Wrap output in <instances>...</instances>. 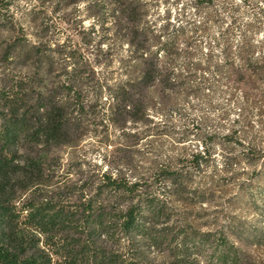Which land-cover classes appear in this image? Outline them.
Returning <instances> with one entry per match:
<instances>
[{
  "label": "trees",
  "instance_id": "16d2710c",
  "mask_svg": "<svg viewBox=\"0 0 264 264\" xmlns=\"http://www.w3.org/2000/svg\"><path fill=\"white\" fill-rule=\"evenodd\" d=\"M35 1L2 53L0 264H264V4ZM82 5L90 54L53 20Z\"/></svg>",
  "mask_w": 264,
  "mask_h": 264
},
{
  "label": "rangeland",
  "instance_id": "374dc122",
  "mask_svg": "<svg viewBox=\"0 0 264 264\" xmlns=\"http://www.w3.org/2000/svg\"><path fill=\"white\" fill-rule=\"evenodd\" d=\"M0 1L9 3V10H7L6 8L3 10L4 17L7 21L6 27H0V76H8L12 73V67L3 61L2 53L15 36L23 37V32L19 27L21 25H23V27L26 26L25 14L31 7H33V5L39 7V4L35 0ZM234 1L238 2L239 0ZM259 2L264 4V0H259ZM181 3L182 1L177 4L175 3V1L170 0L167 4L161 6L160 11L162 12L166 9L167 6H169L173 15H175V13L180 9ZM50 9L51 6L48 7V10ZM74 15V13L68 15L67 17H65L64 21L61 20L59 16L53 17V20L55 21V23H58V27L60 28V30H57L56 32V37H58L60 42L66 41L70 45L78 46L82 48L87 54H90V51L96 49L97 42L103 38L102 27H99V25L96 24V32L91 34V37H93L94 40L92 41V44L87 45L85 44V41L90 39L88 33L91 30L92 24H94V22L97 23L96 21L98 18H96L95 20L89 18L83 5L81 6V12L79 14L77 13L76 17ZM245 16H248V14H245ZM12 23H17L19 25L17 26V31L15 33L8 30L9 28H11ZM108 25L109 24H106L105 26L107 27ZM102 48L106 49L105 44L102 45ZM17 71H20V69L18 68L15 70V72ZM91 155L97 161L101 162V153H91ZM251 198L253 203L258 205V208L252 206L251 208H249V210H247L245 216L248 219L249 225L251 227L258 228L262 233L263 246H253L249 248V251L256 261L264 262V191L252 193Z\"/></svg>",
  "mask_w": 264,
  "mask_h": 264
}]
</instances>
